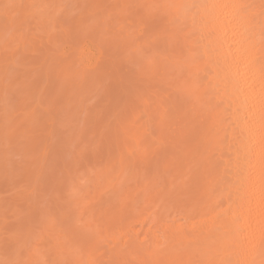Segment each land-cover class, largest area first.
Wrapping results in <instances>:
<instances>
[{
  "label": "snow or ice",
  "instance_id": "1",
  "mask_svg": "<svg viewBox=\"0 0 264 264\" xmlns=\"http://www.w3.org/2000/svg\"><path fill=\"white\" fill-rule=\"evenodd\" d=\"M0 184V264H264V0H0Z\"/></svg>",
  "mask_w": 264,
  "mask_h": 264
},
{
  "label": "bare ground",
  "instance_id": "2",
  "mask_svg": "<svg viewBox=\"0 0 264 264\" xmlns=\"http://www.w3.org/2000/svg\"><path fill=\"white\" fill-rule=\"evenodd\" d=\"M153 0H128V3H144V2H152ZM179 2V0H178ZM197 2L203 3H233V2H242V3H250V4H259L260 0H197ZM236 39L229 31L228 40L224 42L223 34H221L220 39L217 41H213L209 43L205 41L208 47V57L212 59L213 67L211 71V75L207 78L211 83L208 84L210 88H216L221 97L225 100V107L228 108V111L231 112L232 107H235V104L232 102L235 100L238 89L235 88L233 83L231 82V73L235 71L234 68L229 70V66L232 61L238 56L243 48L241 45L236 43ZM251 45L253 47V51H255L257 57L259 56V47H260V32L259 26L255 28L250 36ZM203 51V49H202ZM229 52L231 55H229ZM227 57V60H225ZM207 58V57H206ZM218 61V62H217ZM259 67V63L257 62V68ZM242 82L243 79H242ZM247 82H252L251 73L247 75ZM255 89L257 93L259 92V81L258 79L255 82ZM230 131V129H229ZM134 215V214H133ZM130 215L125 220L128 221L131 219ZM122 217V215H120ZM144 223V221H143ZM141 223V225L143 224Z\"/></svg>",
  "mask_w": 264,
  "mask_h": 264
},
{
  "label": "rangeland",
  "instance_id": "3",
  "mask_svg": "<svg viewBox=\"0 0 264 264\" xmlns=\"http://www.w3.org/2000/svg\"><path fill=\"white\" fill-rule=\"evenodd\" d=\"M70 2H73V3H83L85 2V0H70ZM89 2H101V3H109V4H114V3H128V0H89ZM153 2V1H152ZM209 77V76H208ZM208 77L205 78V81L207 84H210L212 82L209 81V79H207ZM113 102L115 103L116 102V98L114 97V100ZM0 189H2V184H0ZM0 194H2V192H0ZM226 206V205H225ZM105 208L108 207L107 204H105L104 206ZM143 207V205H137L136 202H129L128 206L124 209L123 213L121 214L122 217H120V215L117 216L116 218V224L120 227H123V228H128L130 226H135V228L137 230H140L141 229V223H143L144 221V218L143 216L141 215L140 213V209ZM99 215V211L97 213ZM134 214V215H133ZM130 215L131 216V219L126 221L125 219L127 217H129ZM148 223H151V221H148ZM143 230L144 231H148V228L147 226L145 225L143 227Z\"/></svg>",
  "mask_w": 264,
  "mask_h": 264
}]
</instances>
